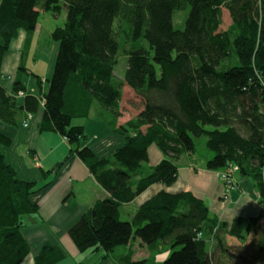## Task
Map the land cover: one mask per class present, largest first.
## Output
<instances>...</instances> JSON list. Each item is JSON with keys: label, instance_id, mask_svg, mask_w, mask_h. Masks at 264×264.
<instances>
[{"label": "trees", "instance_id": "obj_1", "mask_svg": "<svg viewBox=\"0 0 264 264\" xmlns=\"http://www.w3.org/2000/svg\"><path fill=\"white\" fill-rule=\"evenodd\" d=\"M186 6L184 29L175 30L173 14ZM63 8L65 22L50 34L58 49L47 89L39 98L26 92L18 76L10 92L0 82V122L17 127L42 101L38 130L59 135L71 147L54 171L76 156L106 191L107 197L68 229L77 250H103L106 257L138 239L151 254L168 248L162 264H264V0H0V70L24 30L19 76L29 74L24 63L39 16H57ZM222 9L231 19L224 31ZM120 51L127 62L117 79ZM30 75L41 84L38 75ZM125 86L143 106L117 126ZM19 91L21 105L15 98ZM95 103L97 118L108 119L123 137L122 145L104 158L83 146V126H71L73 119L89 118ZM201 137L212 154L208 171L235 166L236 174L255 182L262 202L258 216L228 224L190 191L168 190L177 180L176 161L194 155V140ZM10 143L0 134L2 146ZM151 145L162 159L143 175ZM49 173L41 170L43 176ZM153 185L162 188L141 202L128 221L121 220L120 207ZM39 189L19 179L0 151V264H19L29 254L20 217L38 212L31 197ZM226 236L239 244L227 245ZM64 257L51 247L35 264H56ZM155 262L152 256L131 260L129 254L117 264Z\"/></svg>", "mask_w": 264, "mask_h": 264}, {"label": "crops", "instance_id": "obj_2", "mask_svg": "<svg viewBox=\"0 0 264 264\" xmlns=\"http://www.w3.org/2000/svg\"><path fill=\"white\" fill-rule=\"evenodd\" d=\"M40 28L38 22L36 31L41 32L39 30L42 28ZM36 31L32 36L24 66L27 71L41 78V84H37L30 72L29 74L22 72L19 76V65L26 38L24 30H20L5 55L0 70L1 85L8 92L12 90L17 76L28 94L30 92L40 98L41 93L47 89L46 80L52 75L58 45L51 40L50 35L49 40L41 44L35 35ZM29 58L32 59L33 68H38L39 64H42L43 68L41 67L38 72L28 69ZM18 93L15 95L16 103L21 105L24 95L18 96ZM42 116L41 101L37 111L30 115L29 119L28 115L26 118L23 117L17 127L0 122V134L11 141L6 147L0 144V151L5 154L6 162L15 169L19 179L35 182L40 188L31 197L39 207L38 212L20 217V232L29 245L30 251L19 264H35L36 257L51 247H58L65 255L56 264H117L129 254L131 260H137V257L148 258L151 253L145 246H141L138 240H134L138 249L135 251L136 256L131 254L133 248L131 242L126 247L108 254L109 258L105 257V253L100 250H89L83 253L77 250L68 236V229L96 201L106 198L107 193L76 156H72L62 167L54 171V167L65 159L71 147L66 145L65 140L59 135L38 130ZM26 121L27 126H24ZM120 125L123 124L117 123V126ZM81 126L87 136V142L83 146H89L98 157L109 156L123 143V137L113 132L106 118H87ZM150 148H153L151 154L154 155L152 157L154 166L162 159V155L157 148ZM206 160L198 164L194 155L180 157L177 163V180L168 190L190 191L205 202L212 216L228 224L237 217L258 216L262 202L255 182L235 174V188L224 197L222 182L218 179L217 172L208 171L205 168ZM41 170L50 171V173L43 176ZM161 188L160 185H153L133 202L123 206H134L136 209L141 202ZM159 261L163 260L157 259L155 264Z\"/></svg>", "mask_w": 264, "mask_h": 264}, {"label": "rangeland", "instance_id": "obj_3", "mask_svg": "<svg viewBox=\"0 0 264 264\" xmlns=\"http://www.w3.org/2000/svg\"><path fill=\"white\" fill-rule=\"evenodd\" d=\"M188 12H189L188 6H186V8L184 10H179V11L174 12L172 20H173V27L175 30L181 31L184 29L185 20L188 16ZM65 19H66V10L64 8L61 10L60 14L57 16H53L50 13H41V15L39 16L38 22H39L42 29L40 28L41 30H39L41 32L36 31V33H35V35H36L37 39L40 41V43L44 44L45 42H47V40H49V35H50L51 31L56 27L62 26L65 22ZM230 24H231V19L228 15L227 11L225 9H222L220 31L226 30L230 26ZM141 44L146 47V43L144 41H141ZM31 58H32V56H31ZM31 58H29L28 63H27L28 69H32V70H35L38 72V70H40L41 67L43 68V65L39 64L38 68H33ZM118 59H119V63L115 69V76L117 79H122L123 74H124V70L126 69L127 56L120 51ZM120 106H121V110H120L121 115L118 118L117 123L124 124L126 121H128L131 118H134L139 113V111L142 109L143 104H142V101L140 100V98H138L132 92V90L130 88L125 86L123 88V95H122V100L120 102ZM96 107H100V106L97 103H95L93 105L91 115L89 117L90 119H93V118L97 119ZM84 122H85V118L84 119H78V118L73 119L71 121V126L83 125ZM205 141H206V139L204 137H201V138L194 140V142H195L194 158L196 160V163H198V164L202 161H205L206 158H208L209 156L212 155L206 149ZM150 147H154L156 149V147L154 145H151ZM152 149L153 148H150L148 150V159H149L148 162H145L142 164L143 165V167H142V174L143 175H146L150 171V168L153 167L152 157L154 155L151 154ZM177 163H178V161H176V165H177ZM217 174H218V172H217ZM217 177L219 180H221L218 175H217ZM221 182L223 185V194H224V182L222 180H221ZM228 193L226 195H228ZM134 210H135L134 206H121L119 209L121 220L128 221L130 219V217L132 216V214L134 213ZM30 215H33V214H30ZM22 221H23V218H22ZM225 242L227 245H230V246L239 244V242L236 239L231 238L229 236L225 237ZM131 243L133 244V248L131 249L132 250L131 254L135 255V251L138 249L136 248V245L134 244V239H132ZM122 247H126V246L118 247V249H121ZM165 249L166 250L161 249L160 251L155 252V253L151 254L150 256L155 257L156 260L157 259L163 260V258L167 257V252H168L167 251L168 248H165ZM100 251L103 252V250H100ZM117 253H120V252H117ZM145 255H146V253H145ZM107 257L109 258V256H107ZM134 258H136V257H134ZM146 258L147 257H143V258L137 257V260H143ZM156 264H162V261H159Z\"/></svg>", "mask_w": 264, "mask_h": 264}, {"label": "built area", "instance_id": "obj_4", "mask_svg": "<svg viewBox=\"0 0 264 264\" xmlns=\"http://www.w3.org/2000/svg\"><path fill=\"white\" fill-rule=\"evenodd\" d=\"M23 95L24 94L21 91L18 93V96H23ZM27 118L29 119L30 115H28ZM26 123L27 121L25 122L24 126H27ZM237 171H238L237 167L231 166L223 171L218 172L217 175L224 182V194H223L224 197L227 196L226 194L229 191L235 188L236 181H235L234 175L236 174Z\"/></svg>", "mask_w": 264, "mask_h": 264}]
</instances>
